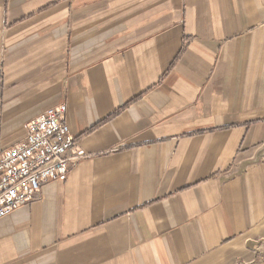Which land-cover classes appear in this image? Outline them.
Listing matches in <instances>:
<instances>
[{
    "label": "crops",
    "instance_id": "1",
    "mask_svg": "<svg viewBox=\"0 0 264 264\" xmlns=\"http://www.w3.org/2000/svg\"><path fill=\"white\" fill-rule=\"evenodd\" d=\"M61 100L0 264H264V0H0V150Z\"/></svg>",
    "mask_w": 264,
    "mask_h": 264
},
{
    "label": "built area",
    "instance_id": "2",
    "mask_svg": "<svg viewBox=\"0 0 264 264\" xmlns=\"http://www.w3.org/2000/svg\"><path fill=\"white\" fill-rule=\"evenodd\" d=\"M61 100L32 118L25 137L0 150V218L36 199L47 181L66 180L70 167L89 157L70 134Z\"/></svg>",
    "mask_w": 264,
    "mask_h": 264
}]
</instances>
